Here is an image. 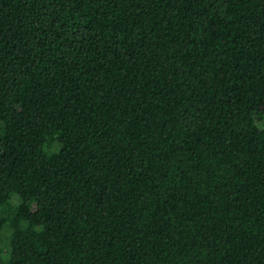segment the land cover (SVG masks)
<instances>
[{
    "label": "trees",
    "instance_id": "obj_1",
    "mask_svg": "<svg viewBox=\"0 0 264 264\" xmlns=\"http://www.w3.org/2000/svg\"><path fill=\"white\" fill-rule=\"evenodd\" d=\"M0 264H264V0H0Z\"/></svg>",
    "mask_w": 264,
    "mask_h": 264
},
{
    "label": "rangeland",
    "instance_id": "obj_2",
    "mask_svg": "<svg viewBox=\"0 0 264 264\" xmlns=\"http://www.w3.org/2000/svg\"><path fill=\"white\" fill-rule=\"evenodd\" d=\"M31 208H32V210H34V204H33V205H31Z\"/></svg>",
    "mask_w": 264,
    "mask_h": 264
}]
</instances>
